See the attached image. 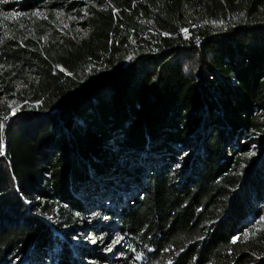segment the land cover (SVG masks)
Returning <instances> with one entry per match:
<instances>
[{
    "label": "trees",
    "instance_id": "16d2710c",
    "mask_svg": "<svg viewBox=\"0 0 264 264\" xmlns=\"http://www.w3.org/2000/svg\"><path fill=\"white\" fill-rule=\"evenodd\" d=\"M0 126V264H264V0H0Z\"/></svg>",
    "mask_w": 264,
    "mask_h": 264
},
{
    "label": "rangeland",
    "instance_id": "374dc122",
    "mask_svg": "<svg viewBox=\"0 0 264 264\" xmlns=\"http://www.w3.org/2000/svg\"><path fill=\"white\" fill-rule=\"evenodd\" d=\"M72 19V16L71 15H68V16H62L61 17V20H60V23L61 24H65L68 20H71ZM4 153V150H3V147H2V153L1 154H3ZM113 190V189H112ZM114 192H115V194L117 195V196H122L123 198H126V197H128V196H130V194H133L134 195V191H125V190H122L121 188H119V187H117L116 189H114ZM88 210H90V207H88ZM86 241V245H88L87 244V242H88V240H85ZM75 244H77V242H75ZM81 245H83V243H80ZM113 247H115L114 245H112L109 249L111 250ZM109 249H106L105 250V252H103L104 254H109V252H110V250ZM121 258V256H119V255H116V254H114V256H113V259H114V261L116 260V261H119V259Z\"/></svg>",
    "mask_w": 264,
    "mask_h": 264
},
{
    "label": "built area",
    "instance_id": "2783aa9c",
    "mask_svg": "<svg viewBox=\"0 0 264 264\" xmlns=\"http://www.w3.org/2000/svg\"><path fill=\"white\" fill-rule=\"evenodd\" d=\"M181 36H182L183 38H186V37H187V31H186V30H182V31H181Z\"/></svg>",
    "mask_w": 264,
    "mask_h": 264
},
{
    "label": "snow or ice",
    "instance_id": "6c2138e0",
    "mask_svg": "<svg viewBox=\"0 0 264 264\" xmlns=\"http://www.w3.org/2000/svg\"><path fill=\"white\" fill-rule=\"evenodd\" d=\"M15 111H16V109H13V114H15ZM0 127H2V126H0Z\"/></svg>",
    "mask_w": 264,
    "mask_h": 264
}]
</instances>
